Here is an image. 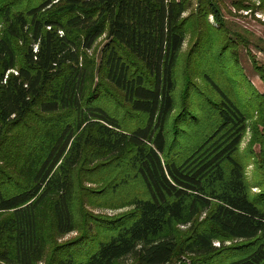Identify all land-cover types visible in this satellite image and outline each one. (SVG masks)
<instances>
[{
	"label": "trees",
	"instance_id": "16d2710c",
	"mask_svg": "<svg viewBox=\"0 0 264 264\" xmlns=\"http://www.w3.org/2000/svg\"><path fill=\"white\" fill-rule=\"evenodd\" d=\"M220 4L0 0V264H264V93ZM232 7L264 14V0ZM130 184L142 192L118 197Z\"/></svg>",
	"mask_w": 264,
	"mask_h": 264
},
{
	"label": "rangeland",
	"instance_id": "374dc122",
	"mask_svg": "<svg viewBox=\"0 0 264 264\" xmlns=\"http://www.w3.org/2000/svg\"><path fill=\"white\" fill-rule=\"evenodd\" d=\"M220 8L223 14V17L225 19V25L227 29L231 32L230 37L233 39H237L239 36L246 39L247 43L244 45H240L237 48V59L238 63L240 65L242 74L244 76V79L249 82V84L258 92V93H264V85L259 77V75L253 70L251 61H250V54L256 59V61L264 66V14H261L258 12L256 14H246L245 12L237 11L235 8L232 7V1L234 0H220ZM249 3H255L256 0H246ZM194 3V1H193ZM194 9V8H193ZM188 12L185 13L183 16H187ZM208 21L210 23H213V20L211 17H208ZM196 33L192 30L188 31L187 37L185 39V42L182 47V57L181 62L179 64V68L177 71V79L179 80V89H181L184 79V59L185 55L188 51V49L193 45V42L195 40ZM103 45V38H100L96 45L92 48V50L89 52V54H95L96 58L99 57L100 48ZM198 69H193V72H199L201 68V62L199 63ZM194 74V73H190ZM194 81L197 82V84L201 85V80L197 78H193ZM178 89V90H179ZM240 91H246V87L244 84H240L238 88H236L237 93L240 95ZM194 101L198 102L197 96L193 98ZM107 107L111 109L112 114H116V107L115 105L108 104ZM249 112L251 110H248ZM119 116V113H118ZM255 116V115H254ZM250 123V122H249ZM250 138V132L249 130L246 131L241 145H240V157H244V151L246 150L248 141ZM258 147H253V152H257ZM243 163L245 166V172L246 177L249 185H251V193H257L258 189L254 187L255 184H253L256 181L254 167L252 165V161L248 158L243 159ZM142 192V189L139 187V184H130L128 186L127 191H120L117 196L118 197H124L127 196V199L129 196H133L134 194H139ZM91 209V208H90ZM129 208H121V209H110V208H96L92 209L91 211L94 214L98 215H108V216H115L118 214H121L123 212H126ZM81 226L78 227V229L74 232H71L65 236H63L61 239H59L58 243H65L71 240H74L77 238L81 232ZM91 234H97L96 228L91 225L90 228ZM90 234V235H91ZM97 238V235H95L94 239ZM229 243H226L228 245ZM219 243L215 242V246L218 247ZM129 261H125V264H127ZM171 264H191L190 258L186 255H183L179 257L177 260H175Z\"/></svg>",
	"mask_w": 264,
	"mask_h": 264
},
{
	"label": "built area",
	"instance_id": "2783aa9c",
	"mask_svg": "<svg viewBox=\"0 0 264 264\" xmlns=\"http://www.w3.org/2000/svg\"><path fill=\"white\" fill-rule=\"evenodd\" d=\"M15 73V72H14Z\"/></svg>",
	"mask_w": 264,
	"mask_h": 264
}]
</instances>
